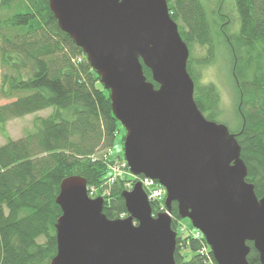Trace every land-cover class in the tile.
<instances>
[{"label": "trees", "instance_id": "1", "mask_svg": "<svg viewBox=\"0 0 264 264\" xmlns=\"http://www.w3.org/2000/svg\"><path fill=\"white\" fill-rule=\"evenodd\" d=\"M171 17L190 49L188 71L195 82L194 98L207 119L225 123L236 133L247 181L264 196V0H232L239 28L232 34L229 17L218 9L216 19L202 0H167ZM223 1V0H221ZM217 36L227 49L236 91V124L222 121L217 87L200 83L197 64L210 63L218 48ZM195 45L208 54L194 58ZM147 79L152 71L144 65ZM0 130L7 141L0 145V264H51L57 254V202L66 177L86 179L93 195H102L109 218L127 215L122 195L136 178L117 175L113 166L125 163L110 156L121 122L113 111L110 90L102 83L82 47L64 31L50 0H0ZM52 108L38 116L34 129L14 139L5 131L16 117ZM126 131L123 137L125 140ZM103 150L105 152H103ZM113 152V151H112ZM110 152V153H112ZM129 174L127 164L122 168ZM153 213L159 211L152 201ZM177 230L176 264H218L203 235L195 228L179 230L184 222L178 203H172ZM250 264H260L253 242H248Z\"/></svg>", "mask_w": 264, "mask_h": 264}, {"label": "water", "instance_id": "2", "mask_svg": "<svg viewBox=\"0 0 264 264\" xmlns=\"http://www.w3.org/2000/svg\"><path fill=\"white\" fill-rule=\"evenodd\" d=\"M60 27L82 47L126 129L130 172L157 180L168 212L153 214L141 181L122 195L125 217L109 218L85 178L66 177L57 202L51 264H176L172 203L200 230L218 264H264V196L247 181L236 133L207 119L188 71L190 49L167 0H50ZM144 65L155 84L147 79Z\"/></svg>", "mask_w": 264, "mask_h": 264}, {"label": "rangeland", "instance_id": "3", "mask_svg": "<svg viewBox=\"0 0 264 264\" xmlns=\"http://www.w3.org/2000/svg\"><path fill=\"white\" fill-rule=\"evenodd\" d=\"M202 2L207 7V10L211 12L213 18H217L216 16L218 9L224 13V17L227 19L229 17L231 19V26L229 27V31L232 34L237 33L239 28V19L238 14L236 12L234 3L232 0H202ZM218 48L216 50L215 56H213V60L210 63H206L205 65H198L197 70L200 74V83L202 84H214L219 93L220 98V108H221V116L219 117L222 121L228 122L230 127H234L236 124V91L234 88L233 78L231 74V60L227 49L224 48L223 43L219 36H217ZM208 54L207 46L195 45L193 48V56L194 58L201 59L204 58ZM11 101V99L1 98L0 97V105L6 102ZM52 108L43 109L37 111L35 113H30L21 117H16L9 120L5 125L6 133L14 138H21L25 136L30 130L34 129V121L38 116H47L51 113ZM126 129L121 124L120 131L116 135L115 143L112 147V150L109 151L110 156L113 154L122 155L124 157V141L123 137ZM7 141V136L1 132L0 130V145L4 144ZM103 152H105L103 150ZM118 170V168H116ZM114 169L113 171L116 172ZM129 175L128 173H123ZM122 174V175H123ZM184 224L188 225L191 223L190 219L183 218Z\"/></svg>", "mask_w": 264, "mask_h": 264}, {"label": "built area", "instance_id": "4", "mask_svg": "<svg viewBox=\"0 0 264 264\" xmlns=\"http://www.w3.org/2000/svg\"><path fill=\"white\" fill-rule=\"evenodd\" d=\"M109 155H110V152H109ZM125 165H126V162L123 164L118 162L116 165L113 166L112 170H114V169L116 170V168H118V170H116V172L113 171L114 175H112L111 180H114L117 175H120V174L122 175L124 173V170L122 168ZM140 180L143 184V187L147 191L149 198L152 201H154L156 203V205H158L159 212H162V211L168 212V209H167L165 202H164V200H165V188L160 183H158L156 180L151 179L149 177L143 176L140 178ZM91 194H94V190H91ZM170 215H171V213H170ZM179 227L183 231H185L187 229V227L184 225H179ZM194 235L196 237H198V236H201L202 233L199 230H195Z\"/></svg>", "mask_w": 264, "mask_h": 264}]
</instances>
